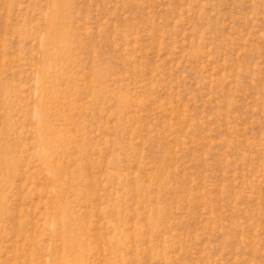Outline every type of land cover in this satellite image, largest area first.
I'll use <instances>...</instances> for the list:
<instances>
[{"label":"rangeland","instance_id":"obj_1","mask_svg":"<svg viewBox=\"0 0 264 264\" xmlns=\"http://www.w3.org/2000/svg\"><path fill=\"white\" fill-rule=\"evenodd\" d=\"M0 264H264V0H0Z\"/></svg>","mask_w":264,"mask_h":264}]
</instances>
